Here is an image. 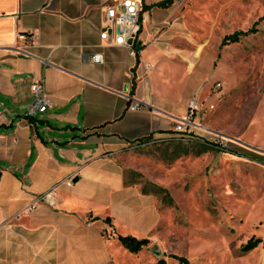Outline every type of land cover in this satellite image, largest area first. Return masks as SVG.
Wrapping results in <instances>:
<instances>
[{
  "label": "crops",
  "instance_id": "crops-1",
  "mask_svg": "<svg viewBox=\"0 0 264 264\" xmlns=\"http://www.w3.org/2000/svg\"><path fill=\"white\" fill-rule=\"evenodd\" d=\"M108 1L120 0H0V264L109 263L110 246L121 243L119 211L130 227L138 209L157 208L153 194L127 182L123 152L168 135L211 78L196 75L200 46H185L178 28L158 26L172 13L155 2L146 1L152 6L143 22L150 23L136 55L106 44L100 32ZM19 32L33 38L24 51ZM95 51L104 62L83 59ZM181 64L185 70L172 66ZM42 77L49 105L30 121L24 106ZM134 99L142 105L130 109ZM70 175L75 182L57 186L54 205L27 210L34 195Z\"/></svg>",
  "mask_w": 264,
  "mask_h": 264
},
{
  "label": "rangeland",
  "instance_id": "rangeland-1",
  "mask_svg": "<svg viewBox=\"0 0 264 264\" xmlns=\"http://www.w3.org/2000/svg\"><path fill=\"white\" fill-rule=\"evenodd\" d=\"M159 7L172 16L158 26L178 28L185 46L202 48L196 75L211 77L202 98L215 107L200 119L228 144L194 136L130 145L121 156L126 180L153 194L157 208L138 209L130 227L120 210L116 225L150 241L138 253L116 241L111 261L100 263L264 264V0H175ZM237 30L251 31L222 44ZM215 81L223 87L213 95ZM251 238L258 245L243 250Z\"/></svg>",
  "mask_w": 264,
  "mask_h": 264
},
{
  "label": "built area",
  "instance_id": "built-area-1",
  "mask_svg": "<svg viewBox=\"0 0 264 264\" xmlns=\"http://www.w3.org/2000/svg\"><path fill=\"white\" fill-rule=\"evenodd\" d=\"M142 8L143 6L140 0L108 1L105 4L104 23L102 24L100 32L101 40L108 45L124 46L129 50L131 55H136L138 52L137 44L144 43V41L140 39V33L142 32L144 21ZM31 39L33 38L30 34L26 32H19L18 40L22 43L19 45V49L24 51ZM83 59L96 63H102L104 62V54L99 51L84 53ZM42 61L45 65H48L51 62L48 58H43ZM186 69L188 71H192V64L188 63ZM222 87L223 83L221 81H215L212 83L211 91L217 93L222 89ZM32 92L33 99L29 104H27L23 112L24 116L27 117L35 116L39 112H44L49 105V100L45 90L44 77L33 80ZM141 105V100L134 99L129 105V108L137 109ZM214 107L215 104L213 102H205V100L200 96V93L194 94L189 101L187 115L174 123L168 135L149 138L142 142V144L166 139H188L195 136L208 139L220 147L226 146L228 144L227 137L223 136L218 131L212 130L208 125L199 121L203 112L212 110ZM198 130L210 134L211 137L203 133H199ZM74 182L75 176L70 175L58 182V184L49 190L34 195L33 199L27 204V210H34L41 202L54 205L56 203L57 186L60 183L73 185ZM88 218V224H91L93 217L89 215Z\"/></svg>",
  "mask_w": 264,
  "mask_h": 264
},
{
  "label": "trees",
  "instance_id": "trees-1",
  "mask_svg": "<svg viewBox=\"0 0 264 264\" xmlns=\"http://www.w3.org/2000/svg\"><path fill=\"white\" fill-rule=\"evenodd\" d=\"M175 0H159L158 2H155L152 5H158V6H169L171 5ZM151 4H143V12L148 9L149 7L152 6ZM258 23V21L255 22V24ZM252 30V29H251ZM251 30H248L246 32H249ZM243 30H237L232 34H227L223 41L222 44H225L229 41H233L235 38H238L240 34L246 33ZM29 120H32V117H29ZM119 240L121 243L131 252L138 253L145 245H147L150 241L148 237H137L136 235L133 234H119L118 236ZM259 243V239L251 238L246 244L243 245V250L248 251L255 246H257ZM184 260V259H183ZM186 261V260H184Z\"/></svg>",
  "mask_w": 264,
  "mask_h": 264
},
{
  "label": "water",
  "instance_id": "water-1",
  "mask_svg": "<svg viewBox=\"0 0 264 264\" xmlns=\"http://www.w3.org/2000/svg\"><path fill=\"white\" fill-rule=\"evenodd\" d=\"M0 175H1V172H0Z\"/></svg>",
  "mask_w": 264,
  "mask_h": 264
}]
</instances>
